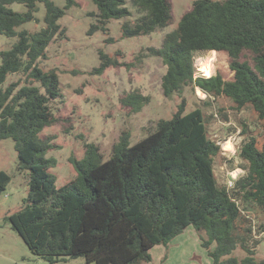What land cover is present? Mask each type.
<instances>
[{"label": "trees", "instance_id": "obj_1", "mask_svg": "<svg viewBox=\"0 0 264 264\" xmlns=\"http://www.w3.org/2000/svg\"><path fill=\"white\" fill-rule=\"evenodd\" d=\"M23 3L26 10L9 5ZM97 23L89 29L107 30L111 19L132 16L126 0H93ZM45 6L44 26L37 31L18 29L37 19ZM75 0L60 7L53 0H0V34L17 41L0 50V85L10 74L22 72L24 84L0 87V140L12 138L18 167L28 171V195L20 210L5 219L25 240L31 252L51 263L84 257L96 264H145L151 248L163 244L193 225L212 264H264L257 259L250 220L240 202L264 207V141L250 138L241 147L247 173L229 190L214 171L219 145L208 136L201 108L184 112L185 101L171 118H161L148 135L130 144L122 136L110 157L90 143L82 159L71 157L77 175L62 186L51 172L57 160L48 157L47 126L58 122L52 101L62 96L57 70H44L39 59L63 28L59 23ZM139 15L122 24V36L149 35L173 20L171 0H133ZM167 66L163 94L170 97L185 86L200 87L209 95L230 98L237 108L250 105L264 129V0H195L162 45L150 47ZM212 51L232 71L195 77L194 54ZM102 73L119 65L117 58L99 50ZM148 97L128 93L121 102L138 112ZM11 176L0 171V196ZM214 244V247H213ZM241 247L246 255L233 252Z\"/></svg>", "mask_w": 264, "mask_h": 264}, {"label": "rangeland", "instance_id": "obj_2", "mask_svg": "<svg viewBox=\"0 0 264 264\" xmlns=\"http://www.w3.org/2000/svg\"><path fill=\"white\" fill-rule=\"evenodd\" d=\"M53 1L60 7L66 5V0ZM171 1L172 22L149 35L122 36L123 22L139 15L133 0H126L132 16L111 19L105 31L89 32L91 25L97 23L98 9L93 0H75L76 3L60 18L63 34L50 43L46 58L38 61L44 70H57L61 86L62 96L51 102L58 122L41 132L42 138L51 137L53 146L47 156L57 160L50 169L57 176V186L76 177L71 157L82 159L88 144L98 145L106 159L122 136L128 134L130 144L136 143L155 129L159 119L171 118L183 101L185 113L202 109L208 136L219 145V152L214 157L218 183L232 190L236 180L247 173L241 157L242 145L250 138H255L259 145L264 141L261 120L250 105L237 108L230 98L209 95L194 85L185 86L170 97L163 94L162 77L167 66L160 57L152 55L149 48L162 45L165 34L177 28L182 15L195 0ZM38 5L37 19L23 24L19 30L37 31L44 26L45 6L43 3ZM9 6L21 12L26 10L23 3L15 2ZM17 39V36L0 34V50L11 48ZM99 50L117 58L119 65L109 66L102 73L96 72L95 68L100 65ZM208 53L214 56L215 65L213 72L206 75L201 66L202 58ZM194 67L195 77L221 73L224 79H229L232 75L229 65L219 61L212 51L196 52ZM15 81L24 84L25 75L22 72L10 74L0 87L5 88ZM134 92L149 98L138 112L121 102L124 96ZM1 170L11 176V181L0 196V264H96L88 263L84 257L51 263L33 254L22 236L5 219L6 215L21 209L29 190V174L18 167L12 138L0 140ZM238 203L252 226L249 244L254 247L256 258L264 259V207L250 202ZM151 254L152 261L145 264H207L211 259L208 250L202 246L200 232L193 225L175 236L168 246L156 245ZM233 254L242 258L246 252L239 246Z\"/></svg>", "mask_w": 264, "mask_h": 264}, {"label": "bare ground", "instance_id": "obj_3", "mask_svg": "<svg viewBox=\"0 0 264 264\" xmlns=\"http://www.w3.org/2000/svg\"><path fill=\"white\" fill-rule=\"evenodd\" d=\"M214 60H215V58H214V56L211 53H208L206 55V57L202 58L201 69L206 75H208V74L213 72V68H214V65H215L214 64ZM202 94L204 95V92H202Z\"/></svg>", "mask_w": 264, "mask_h": 264}, {"label": "crops", "instance_id": "obj_4", "mask_svg": "<svg viewBox=\"0 0 264 264\" xmlns=\"http://www.w3.org/2000/svg\"><path fill=\"white\" fill-rule=\"evenodd\" d=\"M155 246H156V245H155ZM155 246H154V247H155ZM154 247H153V248H154ZM213 247H214V244H213ZM151 249H152V248H151ZM209 256H210V255H209ZM210 258H211L210 260H207V264H212V262H213V258H212L211 256H210Z\"/></svg>", "mask_w": 264, "mask_h": 264}, {"label": "built area", "instance_id": "obj_5", "mask_svg": "<svg viewBox=\"0 0 264 264\" xmlns=\"http://www.w3.org/2000/svg\"><path fill=\"white\" fill-rule=\"evenodd\" d=\"M230 185H232V182L230 183Z\"/></svg>", "mask_w": 264, "mask_h": 264}]
</instances>
